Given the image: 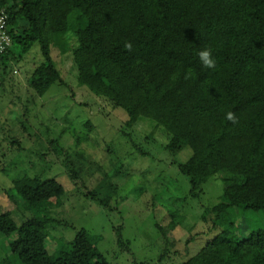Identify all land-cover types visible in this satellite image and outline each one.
Wrapping results in <instances>:
<instances>
[{
	"label": "trees",
	"instance_id": "trees-1",
	"mask_svg": "<svg viewBox=\"0 0 264 264\" xmlns=\"http://www.w3.org/2000/svg\"><path fill=\"white\" fill-rule=\"evenodd\" d=\"M5 5L12 46L0 55V84L8 65L39 43L43 62L29 86L42 97L55 83L66 85L52 57L54 45L66 44L79 84L123 109L126 127L148 118L169 134L168 151L190 147L191 158L175 164L189 178L192 197L223 174L221 200L201 216L208 230L222 231L183 264H264L263 229L245 239L223 229L233 208L264 211V0H0ZM206 48L214 68L199 60ZM229 111L237 123L226 119ZM13 184L28 202L65 195L56 180ZM116 190L102 186L86 195L111 210ZM56 224L47 208L20 226L10 212L0 214V233L13 236L0 264H109L99 239L84 229L51 255L46 243ZM118 244L130 245L121 238Z\"/></svg>",
	"mask_w": 264,
	"mask_h": 264
},
{
	"label": "rangeland",
	"instance_id": "rangeland-1",
	"mask_svg": "<svg viewBox=\"0 0 264 264\" xmlns=\"http://www.w3.org/2000/svg\"><path fill=\"white\" fill-rule=\"evenodd\" d=\"M52 57L66 85L55 83L42 97L29 86L34 67L43 62L39 43L8 65L0 84V214L10 212L20 226L47 208L57 222L46 243L51 255L82 229L99 239L109 264H183L197 255L222 231L208 230L201 216L221 200L223 174L192 197L189 178L175 164L191 158L190 147L168 151L169 134L148 118L126 127L129 116L123 109L79 84L66 44L54 45ZM35 176L56 180L65 195L49 203L22 200V189L13 183ZM102 186L113 193L117 187L111 210L86 195ZM231 212L232 222L223 229L232 237L245 239L264 230L263 210ZM118 238L130 245L120 247ZM12 239L0 233V261Z\"/></svg>",
	"mask_w": 264,
	"mask_h": 264
},
{
	"label": "built area",
	"instance_id": "built-area-1",
	"mask_svg": "<svg viewBox=\"0 0 264 264\" xmlns=\"http://www.w3.org/2000/svg\"><path fill=\"white\" fill-rule=\"evenodd\" d=\"M12 46V38L9 31V14L7 6L0 7V55L7 52Z\"/></svg>",
	"mask_w": 264,
	"mask_h": 264
},
{
	"label": "clouds",
	"instance_id": "clouds-1",
	"mask_svg": "<svg viewBox=\"0 0 264 264\" xmlns=\"http://www.w3.org/2000/svg\"><path fill=\"white\" fill-rule=\"evenodd\" d=\"M125 48L128 49L129 51H131V49H132L131 43H126ZM198 56H199V60H200L201 64L203 65V67L214 68L216 66V61L212 57V52H211L210 48H206L204 50H201L198 53ZM190 77H191V73H186L185 79H189ZM226 119L229 121H232V123H234V124L238 122L237 117L231 111L226 113Z\"/></svg>",
	"mask_w": 264,
	"mask_h": 264
}]
</instances>
